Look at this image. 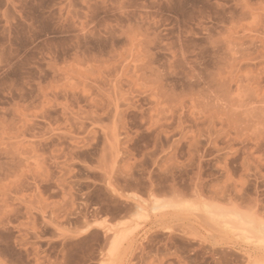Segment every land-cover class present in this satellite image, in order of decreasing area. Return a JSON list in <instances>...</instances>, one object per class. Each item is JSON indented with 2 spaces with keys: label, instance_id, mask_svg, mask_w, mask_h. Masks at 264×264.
I'll use <instances>...</instances> for the list:
<instances>
[{
  "label": "rangeland",
  "instance_id": "rangeland-1",
  "mask_svg": "<svg viewBox=\"0 0 264 264\" xmlns=\"http://www.w3.org/2000/svg\"><path fill=\"white\" fill-rule=\"evenodd\" d=\"M0 254L264 264V0H0Z\"/></svg>",
  "mask_w": 264,
  "mask_h": 264
},
{
  "label": "snow or ice",
  "instance_id": "snow-or-ice-1",
  "mask_svg": "<svg viewBox=\"0 0 264 264\" xmlns=\"http://www.w3.org/2000/svg\"><path fill=\"white\" fill-rule=\"evenodd\" d=\"M69 238H73L71 236H69ZM0 257H3V258H0V264H19L18 261H11L9 259H7L6 256H3V254H0ZM222 264H227V262H222Z\"/></svg>",
  "mask_w": 264,
  "mask_h": 264
},
{
  "label": "bare ground",
  "instance_id": "bare-ground-1",
  "mask_svg": "<svg viewBox=\"0 0 264 264\" xmlns=\"http://www.w3.org/2000/svg\"><path fill=\"white\" fill-rule=\"evenodd\" d=\"M97 224H99V223H97ZM100 225H102V224H100Z\"/></svg>",
  "mask_w": 264,
  "mask_h": 264
}]
</instances>
